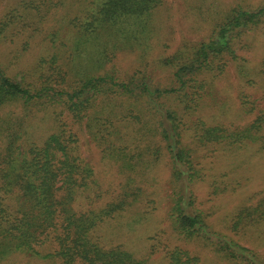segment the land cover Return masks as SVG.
<instances>
[{"label":"rangeland","instance_id":"obj_1","mask_svg":"<svg viewBox=\"0 0 264 264\" xmlns=\"http://www.w3.org/2000/svg\"><path fill=\"white\" fill-rule=\"evenodd\" d=\"M263 3L164 0L143 29L122 35L118 27L128 23L98 34L81 27L90 21L92 0H0V68L30 89L68 91L90 75L109 74L120 82L147 76L152 86L172 88L177 84L166 58L207 40L233 8L256 9ZM234 41V55L224 53L210 60V70L195 74L204 88L196 108L185 113L182 144L200 169L202 177L190 188L210 228L264 261V216L255 211L264 200V148L253 141L201 145L195 133L196 127L212 126L237 131L264 110V22ZM160 102L164 109L180 107L174 96ZM158 121L145 97L110 90L95 97L81 121L63 103L18 100L0 111V127L10 125L23 145L41 143L60 130L75 135L72 151L94 170L90 188L77 197V208L86 209L89 201L91 208H100L123 193L134 200L96 228L94 238L103 246H122L145 264H168L166 252L174 247L198 256L201 264H239L201 240L182 239L173 229L172 160ZM38 249L43 255L54 251L53 245ZM0 264L62 262L15 253Z\"/></svg>","mask_w":264,"mask_h":264},{"label":"trees","instance_id":"obj_2","mask_svg":"<svg viewBox=\"0 0 264 264\" xmlns=\"http://www.w3.org/2000/svg\"><path fill=\"white\" fill-rule=\"evenodd\" d=\"M163 1L92 0L95 7L90 21L81 27L98 34L102 28L128 23L118 27L119 33L132 35L146 26L153 11ZM262 22L264 3L256 9L233 8L207 40L164 60L174 69L177 86L172 88L152 86L147 76H134L120 82L115 75L109 74L90 75L68 91L51 86L30 89L11 79L0 68V111L7 103L18 100L24 104L63 103L81 121L92 101L104 90L145 97L157 113L159 132L172 160L174 187L169 218L173 229L182 239L201 240L215 253L236 263L264 264L259 254L215 232L208 225L190 188V184L202 175L192 154L182 144L181 129L185 113L196 108L202 95L199 90L204 88L195 74L202 69L210 70V60L214 61L224 53L234 55V39ZM173 96L180 107L164 109L160 99ZM0 128V142H4L0 144V262L15 253H27L43 258L57 257L62 264H145L124 247H105L94 238L96 228L104 220L133 203L127 193L117 195L100 208H91L90 201L86 209L77 208V197L90 188L94 170L72 151L76 143L73 133L66 135L60 130L51 133L41 143L23 145L18 143L21 135L10 125ZM196 131L201 145H239L253 141L260 142L264 148V110L251 124L237 131L223 126L196 127ZM108 154L114 156L115 151ZM255 211L257 216H264V200ZM41 245H53L54 251L43 255L38 249ZM166 253L168 264H201L198 256L180 247L168 249Z\"/></svg>","mask_w":264,"mask_h":264}]
</instances>
